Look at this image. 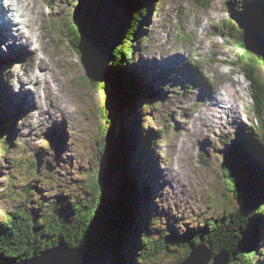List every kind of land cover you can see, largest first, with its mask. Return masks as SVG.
Instances as JSON below:
<instances>
[{
	"label": "rangeland",
	"instance_id": "374dc122",
	"mask_svg": "<svg viewBox=\"0 0 264 264\" xmlns=\"http://www.w3.org/2000/svg\"><path fill=\"white\" fill-rule=\"evenodd\" d=\"M76 2L35 0V19L32 4L25 10L37 22L42 35V40L38 36L31 47L35 48L38 42L40 47L34 52L30 46H21L22 40L16 37L17 44L14 40L10 52L8 47L6 51L0 49V87L3 85L11 96L7 103L0 100V106L8 109L0 120L4 132L0 131V224L29 216L43 221V225L49 219L54 220L55 226L64 218L70 223L74 219L72 209L80 207L83 211L87 204L93 209L99 201L96 184L100 185V163L105 161V133L118 122L117 107L110 99L109 82L88 80L80 56L64 38ZM97 5L108 7L104 0L85 1V13L94 15ZM263 6L264 0H213L208 7L195 0H154L141 28L150 35L134 34L133 61L128 64L129 70L125 68V76L134 75L141 91L157 96L153 109H137L133 117L139 120L141 130L137 154L149 158L148 172L154 176L151 187L155 193V222L148 238L153 243L161 236L175 239L185 229L196 234L203 222L219 219L224 210L236 209V201L223 194V155L244 136L251 138L249 148L260 145L264 151V115L259 118L253 110L246 71L236 58L242 56L245 48L236 42L239 33L234 31L239 29L226 21L227 8L250 12ZM32 28L31 25L25 33H32ZM131 29L132 26L126 37ZM22 34L21 31L19 38ZM116 51L117 47L103 54L113 57ZM34 62L46 74L43 76L35 68L39 80H29L34 77ZM253 74L254 80L264 83L263 68ZM17 86L18 90H14ZM224 92L226 97L221 94ZM227 92L237 100L231 101L238 105L234 112L226 104L223 111L215 100L228 98ZM47 95L58 100H45ZM109 117L111 123L106 120ZM8 121L9 125L4 124ZM159 130L163 133L155 134ZM71 148L73 157L86 164L84 168L75 167L72 161L60 164L55 160V155H64ZM37 157L43 160L39 170ZM121 248L118 244L115 253L119 260L110 264L120 263ZM189 248L187 245L160 250L151 257L152 261L143 264H176ZM123 251L124 258L131 257L129 248L124 247ZM261 251L264 238L259 244V256L255 255L257 261L262 259ZM36 256L41 253L30 259Z\"/></svg>",
	"mask_w": 264,
	"mask_h": 264
},
{
	"label": "trees",
	"instance_id": "16d2710c",
	"mask_svg": "<svg viewBox=\"0 0 264 264\" xmlns=\"http://www.w3.org/2000/svg\"><path fill=\"white\" fill-rule=\"evenodd\" d=\"M137 1L131 32L124 43L117 47L113 55L114 64L109 65L112 74L108 81L112 89L110 99L116 104L118 122L107 130L108 145L104 152L108 148L111 149L113 168L120 175V214L117 215L111 206L103 207L106 167L101 161L100 185L96 184L99 201L93 209L89 204L83 211L80 207L72 209V222L68 223L64 218L57 226L54 220L49 219L43 225V221L31 216L7 220L0 224V264L21 263L60 243L73 248L81 246L100 257L109 256L111 260H119L115 256V249L120 244L122 260L119 264H143L152 261L151 257L160 250L187 248V245L189 248L190 244H211L212 255L226 253L227 264H264V251L260 252V261L255 258V255L259 256V244L264 238V151L260 145L249 148V136H244L236 143L237 146L228 149L220 166L224 177L223 194L230 195L238 207L234 210H224L217 220L203 222L202 229L196 234L185 229L184 233L175 239L161 236L156 243L148 239L151 238L155 222L152 214L155 193L151 187L154 176L148 172L149 158H145L143 153L137 154L141 130L139 120L133 117L137 109H145L148 106L153 109V99L157 96L154 92L141 91L134 75L130 78L125 76V68L129 70L128 64L133 61V46L136 42L134 34L142 32L144 36L150 35L147 29L141 31V28L143 21L149 17L148 9L154 0H142L141 7L140 0ZM195 1H203L207 5L213 0ZM227 11V23L239 29L234 31L235 34L239 33L236 42L245 48L242 56H237V63H243V71L245 70L247 77L251 78L248 84L254 103L253 110L260 118L264 115V83L254 80L253 73L257 68L264 69V6L260 7V10L250 12L232 8H227ZM64 38L68 46L80 55V36L73 21ZM110 119H106L108 123ZM0 131L4 134L2 128ZM162 133L163 130L155 132L157 135ZM147 142L149 140H146ZM155 144L157 142L153 145ZM96 180L97 178H94L95 182ZM75 211L79 213L75 214ZM124 247L130 249L131 257H123Z\"/></svg>",
	"mask_w": 264,
	"mask_h": 264
},
{
	"label": "water",
	"instance_id": "95a60500",
	"mask_svg": "<svg viewBox=\"0 0 264 264\" xmlns=\"http://www.w3.org/2000/svg\"><path fill=\"white\" fill-rule=\"evenodd\" d=\"M89 0H82L73 12L72 21L80 36L78 49L80 61L85 69L88 80L95 83L109 81L110 72L108 65L112 56L103 54L113 51L123 44L128 30L132 26L136 12L137 0H104L108 7L97 5L94 16L85 13L84 3ZM95 3V1H94ZM119 12V19L111 15ZM86 15H85V14ZM113 55V54H112ZM106 155V156H105ZM105 176L103 188V207L111 206L117 215L120 214V175L113 168L114 160H111L109 152H105ZM37 170L43 164L42 158H36ZM52 169V168H51ZM115 251H118L116 248ZM32 258V257H31ZM227 264L228 256L220 252L214 257L211 256L210 244H198L192 246L191 251L185 260L177 264ZM110 264L115 263L109 256L95 257L87 254L82 247L69 249L65 244L60 243L55 247L46 249L41 256L30 259L19 264Z\"/></svg>",
	"mask_w": 264,
	"mask_h": 264
},
{
	"label": "bare ground",
	"instance_id": "6f19581e",
	"mask_svg": "<svg viewBox=\"0 0 264 264\" xmlns=\"http://www.w3.org/2000/svg\"><path fill=\"white\" fill-rule=\"evenodd\" d=\"M77 2V4H76V6H75V8H74V10H73V12L75 11V9H76V7H77V5L79 4V3H81V1L82 0H76ZM32 4V6H31V10H32V14L34 15V16H32V18L33 19H35L34 17H35V13H34V5H35V0H30V3L29 4H24L23 3V0H21V7H23V9H24V11H25V9H26V6L27 5H31ZM119 12L120 11H116V12H114V13H111V15L113 16V17H115V19L116 20H118L119 19ZM95 13V12H94ZM72 15H73V13H72ZM94 16V15H93ZM37 17V16H36ZM31 18V17H30ZM30 18H28L27 20H21V22L19 23V25L20 24H22V22L24 23V24H26V26L27 27H29L30 29H31V25H32V33H30V34H27V33H25V31L23 32L22 31V35H23V37H20L19 38V36L21 35V33H18V30H19V25H16V30H17V33H18V40H22V41H20L19 43L21 44V46H23V47H28L29 49H30V47H31V45H35V41H36V38L38 37V36H40L41 35V33H40V27H37V25H36V21L34 20L33 21V19H32V24H31V19ZM9 25V23H8V21H6L4 18H3V15H0V34L2 33L3 35L1 36L0 35V49H3L4 51H6V47H8V51L10 52V48H11V45H12V43H13V41L15 40V43L17 44V40H16V37L13 35V34H9V29H7V26ZM47 25V24H46ZM14 25H12V27H13ZM12 27H11V29H12ZM10 29V30H11ZM64 31V30H63ZM4 32V33H3ZM37 33H40L39 35L37 34ZM4 37V38H3ZM31 37H34V40H31L30 38ZM26 38V39H25ZM42 40V35H41V38L39 39V41H41ZM1 42H2V44H1ZM30 44V45H29ZM37 46L36 47H40V42H38V44H36ZM30 46V47H29ZM34 48L33 46L31 47V49H33L34 48V52L36 51V49L37 48ZM36 56H37V54H36ZM0 57H1V55H0ZM39 57V56H38ZM134 58H135V56H134ZM35 59H37V58H35ZM34 59V60H35ZM136 59H137V61H139L140 63H142L140 60L141 59H139L138 57H136ZM39 61V60H38ZM37 61V63L39 64V62ZM35 63V62H34ZM34 77L33 78H29V80L30 79H35V80H39L38 78H37V75H38V71H35V68H37V69H39V66L35 63L34 65ZM40 67H42L43 68V65L41 66V63H40ZM40 71H41V73L40 74H43V76H46V74L41 70V69H39ZM149 70V69H148ZM33 71V70H32ZM31 71V72H32ZM150 71H151V69H150ZM31 72H30V74H31ZM30 74H29V76H30ZM54 75L55 74H53V77L52 78H54ZM110 77H112V74L110 73ZM109 77V78H110ZM245 77H246V79L249 81V80H251V78H248L247 77V75L245 74ZM110 80V79H109ZM46 82V81H45ZM49 82L50 81H48V84H49ZM160 82V81H159ZM221 82V81H220ZM41 84V83H40ZM39 84V85H40ZM166 84V83H165ZM223 86V85H222ZM40 87H42V86H40ZM222 88V87H221ZM203 92V91H202ZM228 93V98H226V99H220V101H219V97L218 98H215V100H216V102H217V104H218V106H220L221 108H222V110L224 111V107L225 106H228V107H230V112H234L235 111V109L238 107V105L236 104L235 105V103H233V102H231V101H237L235 98H234V96L233 95H231V94H229V92H227ZM231 93V92H230ZM53 97H55L57 100H58V98L56 97V96H46V98H45V100L46 99H48V100H53L54 101V98ZM0 100H2V101H4V102H9V100H11V96H9V95H7V93H5V88H4V86L2 85L1 87H0ZM212 103V102H211ZM225 106H224V105ZM39 106V105H38ZM214 106V105H213ZM233 107V108H232ZM13 109H17L19 112H21V110H20V108L18 109V107H16V106H13ZM214 109H215V107H214ZM216 110V109H215ZM228 110V109H227ZM6 111H7V113H8V109H7V107H5V109H3V107L2 106H0V120H1V118L2 117H4L5 116V114H6ZM217 112H219V110H216ZM222 111V112H223ZM216 112V113H217ZM227 112V111H226ZM229 112V111H228ZM227 114V113H226ZM230 114H232V113H230ZM66 115H70V114H66ZM229 115V114H228ZM6 117V116H5ZM4 124H10V122L8 121V122H4ZM68 127H69V129L70 128H72V126H70V125H68ZM55 134H53L51 137H53ZM96 139V138H95ZM100 142V141H99ZM94 144V143H93ZM92 146V145H91ZM66 147V146H65ZM64 147V148H65ZM37 148H35L34 150H36ZM33 151V150H32ZM93 152H94V150H93ZM75 155V153L74 152H72V148L71 149H67V151H66V153L64 154V155H61V156H57V155H55V160L57 161V162H59L60 164H64V163H66L67 161H72L73 163H74V166L75 167H77V168H80V169H82V168H84V166L86 165L85 163H84V161L83 162H81L82 160L79 158V157H73ZM46 157H48V156H46ZM51 159H52V157H51ZM50 159V160H51ZM43 161V160H42ZM171 162V161H170ZM95 164V163H94ZM175 164V163H174ZM172 165V164H171ZM175 167V166H174ZM170 168V167H169ZM179 168V167H178ZM79 169V170H80ZM180 170H178V172H179ZM173 174H176V173H174L173 172ZM183 173H181V175H182ZM179 175V174H178ZM182 177H183V175H182ZM177 178V177H176ZM181 179V178H180ZM183 180H184V178H183ZM23 186H26V185H23ZM13 189V188H12ZM75 231V230H74ZM14 264H19V263H14Z\"/></svg>",
	"mask_w": 264,
	"mask_h": 264
},
{
	"label": "clouds",
	"instance_id": "9594fccd",
	"mask_svg": "<svg viewBox=\"0 0 264 264\" xmlns=\"http://www.w3.org/2000/svg\"><path fill=\"white\" fill-rule=\"evenodd\" d=\"M23 3L29 4L30 0H23ZM0 15L8 21L10 29L12 25H19L21 20L28 19V14L21 7V0H0ZM14 90H18V86Z\"/></svg>",
	"mask_w": 264,
	"mask_h": 264
}]
</instances>
